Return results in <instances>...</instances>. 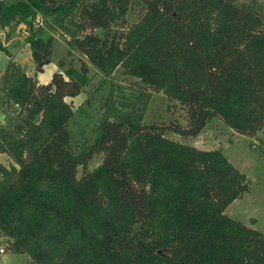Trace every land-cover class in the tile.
I'll return each instance as SVG.
<instances>
[{"label":"trees","instance_id":"16d2710c","mask_svg":"<svg viewBox=\"0 0 264 264\" xmlns=\"http://www.w3.org/2000/svg\"><path fill=\"white\" fill-rule=\"evenodd\" d=\"M132 11L139 21L129 25ZM40 14L104 76L123 68L146 89L164 92L186 112L188 125L145 124V106L117 102L112 92L95 141L75 153V113L67 100L88 85L87 65L41 84L11 61L0 84L7 108L0 154L15 164L0 163L6 251L26 255L31 264H264V233L226 213L248 193L247 176L220 150L167 137L197 138L214 120L241 135L264 133L262 6L0 0V27H28L36 74L54 52V39L42 38L36 25ZM100 155L102 164L89 172Z\"/></svg>","mask_w":264,"mask_h":264},{"label":"rangeland","instance_id":"374dc122","mask_svg":"<svg viewBox=\"0 0 264 264\" xmlns=\"http://www.w3.org/2000/svg\"><path fill=\"white\" fill-rule=\"evenodd\" d=\"M19 0H4L7 4H13ZM239 3L257 2L264 9V0H237ZM137 11V10H136ZM132 11L127 16L129 25L139 21L138 12ZM36 25L42 28V38L54 39L53 65L57 71L63 73L69 69L81 71L85 63L89 69L88 85L82 94L75 99H68L71 103L75 116L70 125L72 136L71 150L75 153L84 145L92 144L97 136V128L104 114V103L113 92L117 102L127 106L136 105L138 109L145 106L144 123L158 124L160 126H175L179 124L187 127L186 112L175 102L170 101L164 92H154L146 89L139 79L133 78L125 73L123 68L117 69L110 77L104 76L86 57L79 52L71 51L67 45L68 36L57 28L51 18L46 19L42 14L37 18ZM0 84L1 78L13 60L8 53L16 52V64L20 65L27 73H34V66L29 56V45H27L28 27L9 28L0 27ZM4 48V50L1 49ZM63 64L62 68L59 67ZM49 83V82H48ZM3 95L0 91V116L4 113ZM7 112L4 114L6 123ZM169 139L195 146L202 150H220L226 158L250 181V189L241 199L235 201L226 211L231 218L243 222L250 228L264 233V133L255 136L241 135L228 128L220 120L211 122L204 132L197 138H183L172 132L167 133ZM103 162V156H96L90 163L88 171H94ZM0 163L10 168L15 165L6 155L0 157ZM18 167V166H17ZM19 168V167H18ZM84 173L83 168L79 170V177ZM9 241L0 237V247L8 250ZM0 264H31L26 255H18L6 252L0 255Z\"/></svg>","mask_w":264,"mask_h":264},{"label":"crops","instance_id":"0c3cea01","mask_svg":"<svg viewBox=\"0 0 264 264\" xmlns=\"http://www.w3.org/2000/svg\"><path fill=\"white\" fill-rule=\"evenodd\" d=\"M28 45V44H27ZM30 47V46H28ZM30 50V48H28ZM30 52L31 50L29 51V56H30ZM11 57V59H13L12 61L13 62H17V57L20 56V54L16 53V52H11V55H9ZM31 59H32V56H31ZM18 63V62H17ZM32 63H33V60H32ZM53 65V61L50 65L46 66L45 69H44V73H41V74H36V70H35V65L33 63V66H34V73L30 74V73H27L30 77H35L39 83L41 84H48V82L51 81L53 75L57 72H60V71H57V69L54 67L50 73L48 74L47 71L50 70V67ZM6 156L5 154H0V157H4Z\"/></svg>","mask_w":264,"mask_h":264},{"label":"built area","instance_id":"2783aa9c","mask_svg":"<svg viewBox=\"0 0 264 264\" xmlns=\"http://www.w3.org/2000/svg\"><path fill=\"white\" fill-rule=\"evenodd\" d=\"M1 38H2V35H0V40ZM6 252H7L6 249L0 247V255H5Z\"/></svg>","mask_w":264,"mask_h":264},{"label":"water","instance_id":"95a60500","mask_svg":"<svg viewBox=\"0 0 264 264\" xmlns=\"http://www.w3.org/2000/svg\"><path fill=\"white\" fill-rule=\"evenodd\" d=\"M7 112V108L4 109L3 115L0 116V122L4 121V114Z\"/></svg>","mask_w":264,"mask_h":264}]
</instances>
